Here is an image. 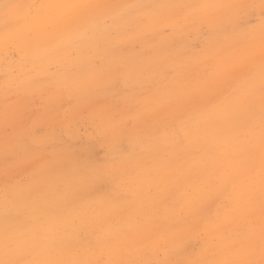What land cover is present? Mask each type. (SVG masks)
Returning <instances> with one entry per match:
<instances>
[{
  "label": "bare ground",
  "instance_id": "obj_1",
  "mask_svg": "<svg viewBox=\"0 0 264 264\" xmlns=\"http://www.w3.org/2000/svg\"><path fill=\"white\" fill-rule=\"evenodd\" d=\"M185 8L173 9V18L181 14L189 21L206 18L211 26L203 43L213 48L207 49L208 56L218 52L220 64L207 71L197 55L193 59L202 66L193 73L191 59L181 61L177 53L166 54L160 46L153 67L168 65V55L172 63H184L178 75L180 84H166L160 102L166 105L168 121L174 123L172 130L158 124L151 135L150 128L161 111L142 107L135 111L129 127L120 131L114 129L110 114L99 117L105 126L112 124L110 135L118 133L115 140L106 141L105 156H99L92 140L77 152L67 145L54 147L30 190L15 186L1 195L0 264H127L128 255L138 264L143 257L139 249L150 236L147 222H156L151 216L157 208L168 217L165 236L181 235L185 227L175 223L165 203L180 198L176 196L182 195L186 185L204 183L208 187L209 192L197 201L205 208L202 216L207 220L212 200L227 191L229 182L249 197L243 205L246 210L254 201L263 199L264 204L260 191L264 190V18L252 31L236 25L230 29L231 16L249 17L254 9L264 16V0H186ZM179 30L185 34L189 27ZM229 30L223 42L221 34ZM248 36L250 40L245 42ZM171 38L174 49L188 48L184 37ZM74 48L73 59L65 53L58 57L48 53L45 59L64 65L77 94L78 88H98L118 72L128 83L145 67L110 31L91 34ZM121 54L124 56L112 65L110 59ZM245 65L249 70L239 72ZM241 78L246 86L235 90ZM227 135L230 142L222 139ZM229 161L240 166L231 177L225 173ZM141 165L145 170L137 176ZM124 167L133 172L127 182L120 180ZM14 190H19L17 199ZM219 219V215L211 217ZM211 223L215 226L217 221Z\"/></svg>",
  "mask_w": 264,
  "mask_h": 264
},
{
  "label": "rangeland",
  "instance_id": "obj_2",
  "mask_svg": "<svg viewBox=\"0 0 264 264\" xmlns=\"http://www.w3.org/2000/svg\"><path fill=\"white\" fill-rule=\"evenodd\" d=\"M185 7L186 0H0V200L5 189L16 186L30 190L54 147L67 145L77 152L92 140L99 156H105L106 141L115 140L118 133L110 135L112 124L105 126L99 120L103 113L115 119L114 129L120 131L129 127L135 111L159 108L161 113L154 119L150 134L157 132L158 124L172 130L174 123L168 121L166 105L160 102L166 84H180L178 75L184 63H172L170 53H177L181 61L191 59L193 73L202 65L213 71L221 62L218 52L208 56L207 49L213 48L203 43L211 26L206 18L189 21L185 14L173 18V9L185 11ZM253 11L249 17L231 16L230 29L236 25L252 31V26L264 18L260 10ZM183 26L189 27L188 33L181 34L179 28ZM105 31L112 32L117 43L129 47L145 67L128 83L118 72L98 88H78L77 94L64 65L45 57L48 53L54 57L65 53L73 59L75 46L89 35ZM229 35L230 30L221 34V40L225 42ZM179 36L185 38L187 49H174L171 37ZM249 40L245 37V42ZM160 46L169 54L168 65L156 69L152 63ZM197 55L202 57V65L193 59ZM123 56L116 55L110 62L113 65ZM246 70L247 65L239 72ZM245 86L246 80L241 78L235 90ZM222 139L231 141L229 135ZM229 162L225 167L227 177L240 170L239 162ZM144 170V165L139 166L136 175ZM131 171L124 167L120 180L131 179ZM255 184L253 189L257 190ZM260 191L264 195V190ZM208 192L204 183L186 185L182 195L176 196L180 198L165 203L175 223L185 227L179 236H165L168 217L158 208L154 211L151 219L156 222H147L150 236L139 249L143 257L138 264H264L263 199L254 201L253 210L248 206L246 210L243 205L249 197L229 182L227 191L212 200L207 220L202 216L205 208L197 201ZM13 196L17 199L19 190H14ZM215 215L220 219L211 220ZM209 221L217 223L214 226ZM177 231L174 227L173 233ZM17 237L20 239L21 233ZM134 260L132 255L127 256V264Z\"/></svg>",
  "mask_w": 264,
  "mask_h": 264
}]
</instances>
